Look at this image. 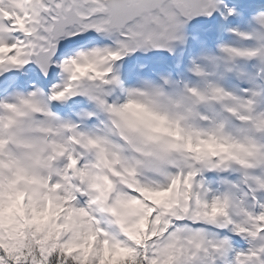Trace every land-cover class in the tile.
<instances>
[{
    "label": "snow or ice",
    "instance_id": "1",
    "mask_svg": "<svg viewBox=\"0 0 264 264\" xmlns=\"http://www.w3.org/2000/svg\"><path fill=\"white\" fill-rule=\"evenodd\" d=\"M216 3L0 0V69L34 60L46 72L56 64L62 79L52 86V100L100 92L112 82L114 61L138 48H165L185 19L211 15ZM16 32L23 35H11ZM227 163L219 155H193L165 176L147 177L131 167L124 169L125 175L117 170L119 183H110L103 199L81 190L88 197L85 206L73 203L76 196L64 195L61 185L51 180L29 190L18 207L13 206L12 190L0 189V264H52L55 253L57 264H67L68 258L73 264H264V202L256 196L264 191V177L244 173L238 184L225 181L244 189L235 215L227 195L196 180L201 166L216 169ZM67 168L76 169L81 180L87 175L73 156ZM150 193L166 195L155 199ZM249 196L258 212L247 206ZM47 200L58 213L45 223L33 222L32 209ZM221 204L223 213L213 215ZM221 221L246 238L249 247L233 249L228 237L214 232L226 228Z\"/></svg>",
    "mask_w": 264,
    "mask_h": 264
},
{
    "label": "clouds",
    "instance_id": "2",
    "mask_svg": "<svg viewBox=\"0 0 264 264\" xmlns=\"http://www.w3.org/2000/svg\"><path fill=\"white\" fill-rule=\"evenodd\" d=\"M262 18L264 12L257 13L253 19L258 27L242 35L254 39V44L224 43L217 52L191 58L188 72L195 79L165 73L141 77L134 85L121 86L123 100L111 102L107 98L111 89L90 92L86 96L96 111L84 110L82 116L97 115L99 123L93 127H81L82 120L72 122L53 112L51 96L39 88L0 99V189H11L13 206L18 207L29 190L57 177L53 182L61 185L64 195L87 190L103 199L110 183H119L117 170L125 175L124 169L131 167L147 177L165 176L193 155H219L227 165L238 166L242 176L264 177V87L237 92L221 83L225 74L237 69L238 59L257 58L264 65ZM180 28L171 41L180 38ZM171 41L165 47L169 51ZM110 80L120 86L117 75ZM69 156L79 163L84 160L80 166L86 168L85 179L67 168ZM216 193L228 196L234 215L239 211L235 202L245 196L242 187ZM58 211L47 200L32 209V220L45 223ZM223 211L224 205H217L212 214Z\"/></svg>",
    "mask_w": 264,
    "mask_h": 264
},
{
    "label": "rangeland",
    "instance_id": "3",
    "mask_svg": "<svg viewBox=\"0 0 264 264\" xmlns=\"http://www.w3.org/2000/svg\"><path fill=\"white\" fill-rule=\"evenodd\" d=\"M232 26L235 27L236 25L233 24ZM238 32L239 31L237 30L236 33L238 34ZM227 43L234 44V45H241V41H239V40L237 41V39H234L233 41H228ZM83 163H84V160L82 159L80 161V164L82 165ZM230 168L234 169L233 174H230L228 172V169L230 170ZM201 170H204L203 171L204 178H202V177L198 178V176H197L196 177L197 182L204 183L206 187L211 188L214 192L224 191L225 189H227L229 187V185L226 184L225 181H231V182L237 183V184L239 182L238 173L240 172V170H239L238 166H236L234 164L230 165V166L226 165V166H224L222 168H216V170H215L217 172H220L222 170V171H224L223 173H225V175L223 177L222 190H218V186H217V184H215L216 183V179H214V175L211 174V173L215 172L214 169H209L207 167L201 166ZM214 174L219 175V173H214ZM56 179H57V177H53V181H55ZM257 193L259 195L263 194V196H264V191H258ZM74 195L76 196V200L73 201V203L77 204V206H85L86 201L88 199L87 195H85V194H83L81 192H77ZM149 195L152 198L160 199L166 194H164V193H150ZM245 202L247 204V201H245ZM247 206H248V204H247ZM220 230H221V232H219ZM213 231L216 232L220 237H228L233 249L245 250V249H247L249 247V242H248V240L246 238L233 233L227 227L225 228L226 233H223L221 228L213 229ZM227 231L232 234V237H230L228 235ZM241 244H243V245L246 244V246H242ZM231 255H232V253H229V257H231Z\"/></svg>",
    "mask_w": 264,
    "mask_h": 264
},
{
    "label": "trees",
    "instance_id": "4",
    "mask_svg": "<svg viewBox=\"0 0 264 264\" xmlns=\"http://www.w3.org/2000/svg\"><path fill=\"white\" fill-rule=\"evenodd\" d=\"M51 259H52V264H57V261L60 259L59 254L58 253L53 254V257ZM67 264H73L71 258H68Z\"/></svg>",
    "mask_w": 264,
    "mask_h": 264
},
{
    "label": "bare ground",
    "instance_id": "5",
    "mask_svg": "<svg viewBox=\"0 0 264 264\" xmlns=\"http://www.w3.org/2000/svg\"><path fill=\"white\" fill-rule=\"evenodd\" d=\"M62 76V75H61Z\"/></svg>",
    "mask_w": 264,
    "mask_h": 264
}]
</instances>
